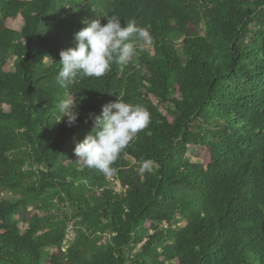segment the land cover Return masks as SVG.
Segmentation results:
<instances>
[{
	"label": "trees",
	"instance_id": "obj_1",
	"mask_svg": "<svg viewBox=\"0 0 264 264\" xmlns=\"http://www.w3.org/2000/svg\"><path fill=\"white\" fill-rule=\"evenodd\" d=\"M113 14L151 46L60 87V52ZM118 94L151 123L105 176L74 148ZM1 188L0 264H264V0H0Z\"/></svg>",
	"mask_w": 264,
	"mask_h": 264
},
{
	"label": "clouds",
	"instance_id": "obj_2",
	"mask_svg": "<svg viewBox=\"0 0 264 264\" xmlns=\"http://www.w3.org/2000/svg\"><path fill=\"white\" fill-rule=\"evenodd\" d=\"M84 26L74 33L76 44L60 52L56 83L67 88L77 78H101L109 73L113 64L128 66L134 63L138 52L153 43L147 28L135 20L123 25L116 15L106 23L100 19L84 20ZM75 99H62L58 103L61 118L72 126L78 118ZM93 126L82 141L76 143L74 153L84 167L96 169L105 176L116 172L113 167L124 150L151 123V114L142 106L124 102L118 94L115 101L102 107L99 115L90 114ZM152 161L141 162L140 171L151 172Z\"/></svg>",
	"mask_w": 264,
	"mask_h": 264
},
{
	"label": "rangeland",
	"instance_id": "obj_3",
	"mask_svg": "<svg viewBox=\"0 0 264 264\" xmlns=\"http://www.w3.org/2000/svg\"><path fill=\"white\" fill-rule=\"evenodd\" d=\"M9 25L14 27L17 30H22V28L24 26V20L21 17L17 18V19H14V20H10L9 21ZM148 46H151V45H148ZM153 101H155V103L158 104V106L161 108V110L164 113L168 112V107H169L168 104H162L154 97H153ZM192 150H193V148H191V151L189 152L188 155L192 158L193 161H198L197 158L193 155ZM110 186L112 188H115L118 191H121L123 189L121 184L118 181H115V180L112 181ZM0 191H1L0 193H2V195L3 194L5 195V197H12L13 193L10 190L1 188ZM75 236H76V232L74 230V223H72L71 226H70V229H69L68 237H67V239L65 241V247H68L71 244V242L74 240Z\"/></svg>",
	"mask_w": 264,
	"mask_h": 264
}]
</instances>
